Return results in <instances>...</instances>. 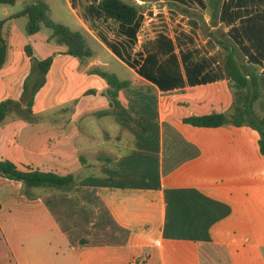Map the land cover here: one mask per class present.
I'll list each match as a JSON object with an SVG mask.
<instances>
[{
	"label": "crops",
	"instance_id": "crops-1",
	"mask_svg": "<svg viewBox=\"0 0 264 264\" xmlns=\"http://www.w3.org/2000/svg\"><path fill=\"white\" fill-rule=\"evenodd\" d=\"M98 1L101 22L93 34L87 31L102 52L86 71L93 65L116 75L125 70L127 79L145 81L150 94L122 93V109L115 99L99 97L104 80L95 84L82 77L66 87L69 94L55 104L59 109L46 108L45 83L34 96L30 118L22 112L6 115L0 160L71 173L74 183L24 188L0 177V264H264V155L258 132L182 122L232 112L234 88L222 50L201 30V19L209 23L210 4L218 9L216 29L233 41L243 64L256 70L262 96L254 111L264 117V0H156L162 2L157 11L168 9L163 14L171 25L142 44L144 33L136 24L155 9L154 0H132L143 11L131 26L104 21ZM178 7L194 14L184 15ZM107 25L120 30L117 35L105 30L100 41L95 34ZM24 48L8 46L0 102L21 98L34 67ZM36 55L32 49L40 60ZM65 102L70 110L60 107ZM179 246L189 248L182 260L176 257Z\"/></svg>",
	"mask_w": 264,
	"mask_h": 264
},
{
	"label": "trees",
	"instance_id": "trees-1",
	"mask_svg": "<svg viewBox=\"0 0 264 264\" xmlns=\"http://www.w3.org/2000/svg\"><path fill=\"white\" fill-rule=\"evenodd\" d=\"M15 3L16 0H0V5H14ZM97 8L103 14L104 21L112 20L124 26L133 25L138 15L143 11L142 6L132 0H99ZM178 10L184 15L194 14L187 8L178 7ZM208 12L210 14L209 23H205L201 19V30L205 36L213 38L222 50L224 71L230 80L231 87L234 88L232 112L230 114L213 112L208 115L189 116L183 118L182 122L194 127L248 126L258 132L259 149L264 155V117L258 116L254 111L255 102L262 96L257 83L256 70L243 64L238 57V51L233 41L226 37L221 29H216L217 7L210 4ZM18 17L26 18L25 30L28 36H34L42 26L46 27L51 30L49 39H53L57 45L64 46L67 55L77 58L83 65L89 64L93 50L86 37L80 31L71 30L64 24L54 22L50 17L49 5L45 1H31L8 19ZM6 20H0V69L4 66L8 51L4 30ZM210 27L213 29L210 30ZM24 50L34 63V67L28 79L24 81L20 100L6 99L0 102V125L10 112L20 114L22 112L23 115H21L24 118H30L33 98L45 84L46 74L52 64L51 56L36 60L32 57V49L29 45H26ZM87 72L105 81L109 87L110 98L115 99L119 104L118 107L122 109L124 107L120 101L125 89L135 87L150 90L151 88L145 81L137 77L120 80L115 73L107 71L101 66H92ZM80 160L83 162L82 157ZM0 177L20 182L24 188L41 186L66 188L74 183V176L71 173L61 175L31 167L20 168L8 160H0Z\"/></svg>",
	"mask_w": 264,
	"mask_h": 264
},
{
	"label": "rangeland",
	"instance_id": "rangeland-1",
	"mask_svg": "<svg viewBox=\"0 0 264 264\" xmlns=\"http://www.w3.org/2000/svg\"><path fill=\"white\" fill-rule=\"evenodd\" d=\"M34 1V0H16L14 5H0V20H4L7 18V14H15L19 12L25 4ZM49 2L50 5V17L54 22H58L68 26L71 30L80 31L87 39L89 46L93 50V56L89 59V62H97L101 55V48H99L95 39L91 36L92 34L98 30V23L100 24L101 19L99 18L98 11L95 7L94 2L97 0H68L70 4V8L77 12L79 22L75 21L73 15L68 11L69 7L65 0H44ZM87 1V4L86 2ZM156 0H154L155 2ZM197 3L199 4L198 0ZM162 2L157 1L154 3L153 8H155L152 12L146 15H142L136 24L137 32H143L142 38H140L141 44L143 41H146L147 38L156 35V31H165L169 29L171 25L170 19H168L167 15H164L163 12H167V8H164L162 12L157 11ZM169 24V26H168ZM26 18L18 17L7 19L5 22L4 30L6 32V40L8 46L13 48H17L20 45L26 46L29 45L34 51H36V57L42 60L43 58L51 56L53 58L54 63L50 67L49 73L46 74L45 86L43 95H45V104L48 109H59L55 104L61 98H65L69 91H66V87L76 80L82 77H87L90 79H95V84L103 82V80L95 75L89 74L85 66L81 64L78 60V66L74 64L73 58L67 56L64 58L63 56H58L60 54L67 55L65 53L66 48L64 46L57 45L53 39H49V35L51 34V30L46 27H41L40 31L34 36H28L25 30ZM118 26L107 25L104 28V31H99V33L95 34V36L100 40H104V36L106 35L105 30L108 32L119 31L117 29ZM88 29V31H87ZM117 35V34H116ZM60 51V53H59ZM62 57V58H61ZM97 64V63H96ZM95 66V65H93ZM92 67V66H91ZM106 69V68H105ZM107 71L114 72L113 69H106ZM32 73V70H31ZM117 76L120 80L127 79L128 73L125 70H120L117 73ZM93 77V78H92ZM86 78V79H87ZM84 79V80H86ZM100 98H110L109 87L106 86V90L98 93ZM124 96H133L134 98H138L140 95L150 94V90H146L144 88H135L129 87L123 91ZM70 97V96H69ZM146 101L148 105L151 106L152 98L147 97ZM34 103V98H33ZM138 103L136 106L138 107ZM33 106V104H32ZM63 109H71V103L65 102L62 106ZM85 158V152L82 153ZM179 251V254H176L177 258L182 260V257H185V253L189 252V248L176 247ZM176 264H181V261Z\"/></svg>",
	"mask_w": 264,
	"mask_h": 264
},
{
	"label": "built area",
	"instance_id": "built-area-1",
	"mask_svg": "<svg viewBox=\"0 0 264 264\" xmlns=\"http://www.w3.org/2000/svg\"><path fill=\"white\" fill-rule=\"evenodd\" d=\"M140 41H138V40H136V42H135V48H139L140 47Z\"/></svg>",
	"mask_w": 264,
	"mask_h": 264
}]
</instances>
